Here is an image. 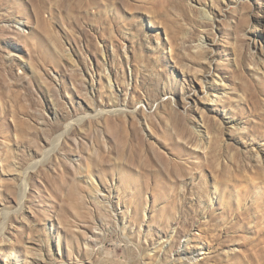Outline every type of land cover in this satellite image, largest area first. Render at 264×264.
Listing matches in <instances>:
<instances>
[{"label":"rangeland","instance_id":"obj_1","mask_svg":"<svg viewBox=\"0 0 264 264\" xmlns=\"http://www.w3.org/2000/svg\"><path fill=\"white\" fill-rule=\"evenodd\" d=\"M3 221L0 264H264V0H0Z\"/></svg>","mask_w":264,"mask_h":264},{"label":"bare ground","instance_id":"obj_2","mask_svg":"<svg viewBox=\"0 0 264 264\" xmlns=\"http://www.w3.org/2000/svg\"><path fill=\"white\" fill-rule=\"evenodd\" d=\"M204 11H205V14H206V16L207 17H209L210 16V12L207 10V9H204ZM108 79H109V87H110V89H111V93H112V95H113V93H114V91L112 90V89H114V83H113V80H112V76L111 75H109L108 76ZM214 100H216V99H214ZM62 138V137H61ZM61 140V139H60ZM60 140H59V142H60ZM60 144V143H59ZM58 145V144H57ZM55 148V147H54ZM24 198H25V194H23V196H22V199H21V201H20V203L18 204L19 205V210L21 211L22 209H23V207H24V205H23V200H24ZM18 210V211H19ZM2 227L0 228V236H2V235H4V231H5V228H6V223L3 221L2 222ZM0 240H1V238H0ZM67 264H73V263H67ZM76 264H89V263H87L86 261H82V262H79V263H76Z\"/></svg>","mask_w":264,"mask_h":264}]
</instances>
